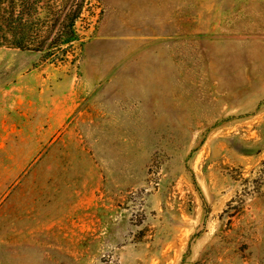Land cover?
I'll list each match as a JSON object with an SVG mask.
<instances>
[{
    "label": "rangeland",
    "instance_id": "374dc122",
    "mask_svg": "<svg viewBox=\"0 0 264 264\" xmlns=\"http://www.w3.org/2000/svg\"><path fill=\"white\" fill-rule=\"evenodd\" d=\"M77 28L66 58L0 47V264H264V0Z\"/></svg>",
    "mask_w": 264,
    "mask_h": 264
},
{
    "label": "trees",
    "instance_id": "16d2710c",
    "mask_svg": "<svg viewBox=\"0 0 264 264\" xmlns=\"http://www.w3.org/2000/svg\"><path fill=\"white\" fill-rule=\"evenodd\" d=\"M94 1L0 0V47L66 58L82 43L77 25Z\"/></svg>",
    "mask_w": 264,
    "mask_h": 264
}]
</instances>
